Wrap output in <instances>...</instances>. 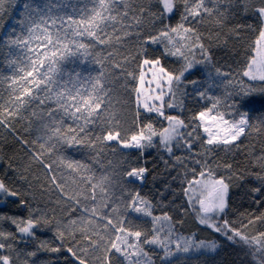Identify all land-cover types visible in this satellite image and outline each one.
<instances>
[{
    "label": "snow or ice",
    "instance_id": "obj_1",
    "mask_svg": "<svg viewBox=\"0 0 264 264\" xmlns=\"http://www.w3.org/2000/svg\"><path fill=\"white\" fill-rule=\"evenodd\" d=\"M0 128V264H202L174 210L264 264V0H0Z\"/></svg>",
    "mask_w": 264,
    "mask_h": 264
}]
</instances>
